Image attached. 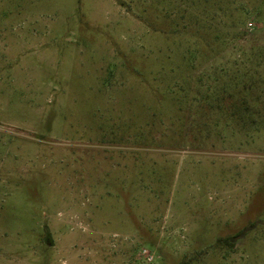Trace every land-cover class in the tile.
Segmentation results:
<instances>
[{
	"label": "rangeland",
	"instance_id": "374dc122",
	"mask_svg": "<svg viewBox=\"0 0 264 264\" xmlns=\"http://www.w3.org/2000/svg\"><path fill=\"white\" fill-rule=\"evenodd\" d=\"M0 264H264V0H0Z\"/></svg>",
	"mask_w": 264,
	"mask_h": 264
},
{
	"label": "flooded vegetation",
	"instance_id": "af4514ba",
	"mask_svg": "<svg viewBox=\"0 0 264 264\" xmlns=\"http://www.w3.org/2000/svg\"><path fill=\"white\" fill-rule=\"evenodd\" d=\"M261 222V220H253L252 222L251 221H248L247 223V226H245L244 228H242L238 234H236L235 236H232L228 239V242L224 243L223 245L224 246H227L229 244H231V242H233L236 238H240V239H244L245 237V234L248 232V231H251L252 229H254L256 226H258Z\"/></svg>",
	"mask_w": 264,
	"mask_h": 264
},
{
	"label": "built area",
	"instance_id": "2783aa9c",
	"mask_svg": "<svg viewBox=\"0 0 264 264\" xmlns=\"http://www.w3.org/2000/svg\"><path fill=\"white\" fill-rule=\"evenodd\" d=\"M146 255L148 254L147 252H144ZM152 258H151V256H149L148 255V257H147V260L149 261V260H151Z\"/></svg>",
	"mask_w": 264,
	"mask_h": 264
}]
</instances>
